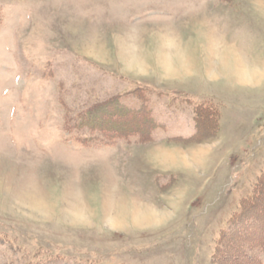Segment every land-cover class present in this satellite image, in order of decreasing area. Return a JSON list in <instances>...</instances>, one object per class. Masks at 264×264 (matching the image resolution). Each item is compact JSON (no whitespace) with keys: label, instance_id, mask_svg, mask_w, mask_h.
<instances>
[{"label":"rangeland","instance_id":"rangeland-1","mask_svg":"<svg viewBox=\"0 0 264 264\" xmlns=\"http://www.w3.org/2000/svg\"><path fill=\"white\" fill-rule=\"evenodd\" d=\"M263 239L264 0H0V264H264Z\"/></svg>","mask_w":264,"mask_h":264},{"label":"bare ground","instance_id":"bare-ground-1","mask_svg":"<svg viewBox=\"0 0 264 264\" xmlns=\"http://www.w3.org/2000/svg\"><path fill=\"white\" fill-rule=\"evenodd\" d=\"M121 43V54H120V57L123 61H130L134 63V67L138 66L137 63H139L137 61V58L134 56V54H130L128 53L127 55V51L126 50H131V47L129 46L128 42H129V39L127 40V38L125 39H122V41H120ZM212 45V43H211ZM158 47L159 49L157 50L158 51V56H157V62L159 64V67H164L166 68L167 65L166 63H164L165 60H169L171 54H174L176 56V60L178 61L179 60V65L183 64V58L181 57V53H180V50L178 51L176 46L173 44L172 40L171 39H168V36L164 35L162 36V34H160V42L158 44ZM123 48V49H122ZM123 53V54H122ZM185 67H183L182 69H184ZM160 70H162L160 68ZM168 70V67L166 68V71ZM169 71V70H168ZM167 71V72H168ZM238 72L240 73L239 76L242 77V79H245L246 76H245V72L243 71V69H238ZM244 81V80H243ZM246 81H248V79L246 78ZM164 155H167V153H162Z\"/></svg>","mask_w":264,"mask_h":264},{"label":"trees","instance_id":"trees-1","mask_svg":"<svg viewBox=\"0 0 264 264\" xmlns=\"http://www.w3.org/2000/svg\"><path fill=\"white\" fill-rule=\"evenodd\" d=\"M205 107V106H204ZM205 109V108H204ZM207 109L208 110H210V113H212L213 111H212V109H211V107H207ZM100 109L98 108L97 109V114H99L98 113V111H99ZM96 112V110H94V111H92V112H90L89 114L90 115H94V118H96L97 117V119H96V121L98 120V125H96L98 128H102L103 129V127L102 126H106L105 125V123H102L101 122V118H99L96 114H94ZM214 113V112H213ZM211 116V118H212V114L210 115ZM102 123V124H101ZM92 126H94V125H92ZM92 126H90V127H92ZM105 128V127H104ZM110 128V127H109ZM197 128V127H196ZM129 129H132V128H129ZM152 130V129H151ZM147 132L149 131L148 129L146 130ZM128 133H132V134H136L137 136H138V140L141 142V140H143L142 138H144V135H142L141 134V130L140 129H134V130H128V132H123V133H119L118 135L119 136H121V137H124V138H126V136H128L129 134ZM151 133V132H150ZM196 134H197V131H196ZM192 138V137H191ZM240 214H241V212H240ZM239 214V215H240ZM225 232H227V231H225ZM229 232V231H228ZM263 243H262V251L264 252V239L263 240H261Z\"/></svg>","mask_w":264,"mask_h":264}]
</instances>
